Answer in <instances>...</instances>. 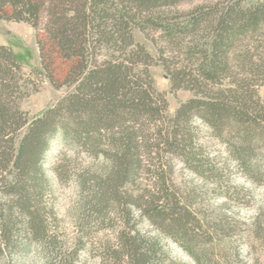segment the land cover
<instances>
[{
    "label": "trees",
    "instance_id": "trees-1",
    "mask_svg": "<svg viewBox=\"0 0 264 264\" xmlns=\"http://www.w3.org/2000/svg\"><path fill=\"white\" fill-rule=\"evenodd\" d=\"M176 1L53 0L60 18L55 28L44 30L38 26L46 0H0V10L7 8L12 19L35 31L41 69L32 72L39 71L55 86L63 79L71 89L27 122L15 102L26 91L27 79L19 57L0 46V194L10 203L28 211L26 194L43 188L44 157L60 138L101 158L100 167L85 171L86 176L93 170L103 175L90 182L98 203L106 193H117L147 174L141 216L197 260L191 236L197 213L172 180L174 160L196 175L215 178L227 171L226 163L216 167L213 160L199 159L203 147L195 140L197 121L225 145L227 135L236 137L233 160L253 181L261 172L264 158L252 159V154L264 136V106L257 92L264 84L259 80L264 76V0L246 5L243 0H217L182 24L160 18L159 8ZM144 25L159 27L150 28L159 33L155 56L134 40L135 30L146 36ZM184 42L183 58L171 63L173 53L166 44ZM158 61L172 89L192 93L173 115L150 72ZM88 178H81L82 187ZM2 207L0 233L9 243L12 216ZM123 234L117 251L126 264H150L153 247L142 251L135 232ZM65 260L58 264H67Z\"/></svg>",
    "mask_w": 264,
    "mask_h": 264
},
{
    "label": "rangeland",
    "instance_id": "rangeland-1",
    "mask_svg": "<svg viewBox=\"0 0 264 264\" xmlns=\"http://www.w3.org/2000/svg\"><path fill=\"white\" fill-rule=\"evenodd\" d=\"M256 1L243 0V3ZM216 2L177 0L175 4L161 6L158 10L161 17H158L182 24L199 9ZM54 5L53 0H46L38 28H55L60 15ZM5 10L7 8L0 10V46L10 47L19 57L28 85L26 91L16 96L15 102L22 116L30 122L71 89L63 79L55 86L39 71L32 72L41 69L35 31L30 24L12 19L14 14ZM144 27L146 36L135 30L134 40L155 56L154 43H159V33L150 28L159 27ZM185 43L166 44L173 53L171 63H178L183 58L180 50ZM159 61L150 72L156 89L165 95L168 114L173 115L179 104L191 98L192 93L172 89L168 74ZM259 80L264 83V76ZM257 92L264 106V84ZM195 127L198 129L195 140L203 147L199 159L213 160L216 167L227 164V171L214 178L209 173L196 175L174 160L172 180L197 213L198 224L191 231L197 260L141 216L139 207L143 203L140 197L146 194L147 174L141 173L117 193H106L103 201L98 203L93 200L92 189L96 187L90 186V182L93 178L100 180L103 175L99 170H93L86 176L85 171L91 165L100 167L101 158L94 159L81 148L58 138L51 143L44 157L46 180L43 188L31 189L26 194L28 213L0 194V208L3 206L2 209L12 216L13 226V238L9 243H5L3 232L0 233V264H58L65 259L67 264H126L121 251H117V238L122 233L134 232L138 236L139 249L148 251V245L153 247L150 264H264V165L253 181L233 160L236 137L227 135L229 141L225 145L199 122H195ZM24 129L22 127L16 134L20 135ZM253 148L252 159L264 158V136ZM81 178H88L87 185H80ZM10 207L13 209L8 212ZM27 222H32V226L28 228Z\"/></svg>",
    "mask_w": 264,
    "mask_h": 264
}]
</instances>
